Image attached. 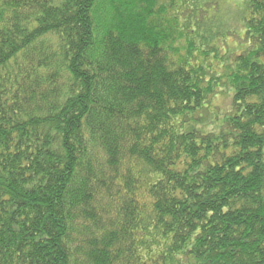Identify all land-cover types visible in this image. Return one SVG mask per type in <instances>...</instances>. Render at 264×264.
Masks as SVG:
<instances>
[{"label": "trees", "instance_id": "16d2710c", "mask_svg": "<svg viewBox=\"0 0 264 264\" xmlns=\"http://www.w3.org/2000/svg\"><path fill=\"white\" fill-rule=\"evenodd\" d=\"M245 2L240 38L214 0H0V264H264Z\"/></svg>", "mask_w": 264, "mask_h": 264}, {"label": "rangeland", "instance_id": "374dc122", "mask_svg": "<svg viewBox=\"0 0 264 264\" xmlns=\"http://www.w3.org/2000/svg\"><path fill=\"white\" fill-rule=\"evenodd\" d=\"M245 1L246 0H214V2L217 3V9H215L214 14L215 17H207L205 20V26L207 28H211L217 25L221 28V30L235 31L241 38L245 34L244 10L247 7V3ZM215 3H212L213 6H209V8L214 7ZM207 10V16L213 14V9ZM212 44L214 45L213 47L218 48V50L224 46L221 43ZM229 46L232 49L238 48L236 39H230ZM220 54H222V52H220ZM212 60L215 61L214 59ZM213 68L217 70L218 67ZM229 92L230 91L226 89L224 90L223 94L210 97L212 106L216 108L218 107L221 113L230 106L231 97L228 94ZM203 118H205V116Z\"/></svg>", "mask_w": 264, "mask_h": 264}]
</instances>
